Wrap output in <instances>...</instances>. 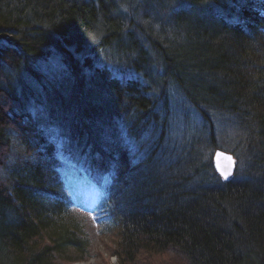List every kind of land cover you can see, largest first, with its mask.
<instances>
[{
	"label": "trees",
	"instance_id": "trees-1",
	"mask_svg": "<svg viewBox=\"0 0 264 264\" xmlns=\"http://www.w3.org/2000/svg\"><path fill=\"white\" fill-rule=\"evenodd\" d=\"M176 94L236 128L230 180L214 131L168 140ZM146 134L166 144L135 167ZM62 165L120 264H264V0H0V264L88 251Z\"/></svg>",
	"mask_w": 264,
	"mask_h": 264
},
{
	"label": "rangeland",
	"instance_id": "rangeland-1",
	"mask_svg": "<svg viewBox=\"0 0 264 264\" xmlns=\"http://www.w3.org/2000/svg\"><path fill=\"white\" fill-rule=\"evenodd\" d=\"M176 100L173 105H171L172 110V124H171V132H169L167 138L170 141H178L179 146L185 145L187 142L193 140L196 135L203 134L206 136L208 132L214 131L215 134L218 135L219 140L223 145L222 147H217L215 152L218 149L225 150L229 152L226 147H233V143L236 139V128L230 127L229 118H225L222 116H215L212 126L207 125L206 129L204 128L206 124L202 122L201 119H197V115H195V111L189 107L183 96L176 94ZM220 132H224L221 134ZM234 135V137H233ZM154 134L152 137H149L148 134L145 137H140L139 141L142 143H146L145 145H151V140L154 138ZM227 139V142H226ZM231 144L229 141H231ZM237 140V139H236ZM227 143V144H226ZM169 144V141H168ZM230 144V145H229ZM214 152V154H215ZM231 152V151H230ZM136 154L135 152H133ZM213 154V155H214ZM136 160V158L134 159ZM137 161V160H136ZM64 168L65 175L71 179V182L81 188L84 189V195L87 200H91L92 208L90 210H82V215L86 216L88 220L87 228L90 231V244L88 245L87 252H78V255L72 256V260L70 262L63 263L60 261V264H120L119 256L116 254L117 241H115V230L113 228H108V219L106 218L105 212L102 210L96 211V203L98 198L96 197V189L92 183H86L81 179L79 175H77L76 171L73 167L62 165ZM95 194V195H94ZM72 251H76L72 248ZM74 254H76L74 252ZM175 256V255H172Z\"/></svg>",
	"mask_w": 264,
	"mask_h": 264
},
{
	"label": "water",
	"instance_id": "water-1",
	"mask_svg": "<svg viewBox=\"0 0 264 264\" xmlns=\"http://www.w3.org/2000/svg\"><path fill=\"white\" fill-rule=\"evenodd\" d=\"M213 160L215 170L220 172L225 180H229L235 174L237 159L232 152L218 149L213 156Z\"/></svg>",
	"mask_w": 264,
	"mask_h": 264
},
{
	"label": "bare ground",
	"instance_id": "bare-ground-1",
	"mask_svg": "<svg viewBox=\"0 0 264 264\" xmlns=\"http://www.w3.org/2000/svg\"><path fill=\"white\" fill-rule=\"evenodd\" d=\"M164 143H165V141H163L162 143L155 142V143H153V144H151V145L148 146V150L147 151H146V149H143V148L142 149L141 148H137L135 150V153H136L135 154V158L138 161H132L133 164L136 165L135 167H137V165L139 166L140 164H142V162H139V161L140 160H143V158H145L144 160H147L149 157H151V154H153V152L154 153H159L158 149L159 148H162L164 146ZM136 162L139 163V164H137ZM218 173H219V175H221L220 172H218ZM232 177H233V175L231 176V178ZM222 178L224 179L223 176H222ZM85 231H86V234L88 235V237L90 238L91 234H90V231L88 230V228H86ZM76 235H77V238L83 243V236H82L81 231L80 232L78 231ZM79 251L82 252L83 250L82 249L81 250L76 249V252H75L76 255L78 254ZM164 255H167V254H158V255H156V259L159 260V262H162V263H163V261L164 262L168 261L167 258L163 257Z\"/></svg>",
	"mask_w": 264,
	"mask_h": 264
},
{
	"label": "snow or ice",
	"instance_id": "snow-or-ice-1",
	"mask_svg": "<svg viewBox=\"0 0 264 264\" xmlns=\"http://www.w3.org/2000/svg\"><path fill=\"white\" fill-rule=\"evenodd\" d=\"M230 159V158H229Z\"/></svg>",
	"mask_w": 264,
	"mask_h": 264
}]
</instances>
